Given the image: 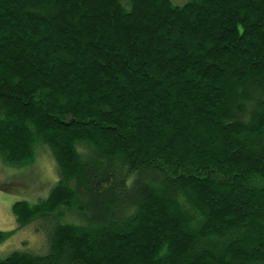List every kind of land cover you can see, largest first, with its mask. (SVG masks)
<instances>
[{
  "label": "trees",
  "instance_id": "16d2710c",
  "mask_svg": "<svg viewBox=\"0 0 264 264\" xmlns=\"http://www.w3.org/2000/svg\"><path fill=\"white\" fill-rule=\"evenodd\" d=\"M40 146L48 253L0 264H264V0H0V158Z\"/></svg>",
  "mask_w": 264,
  "mask_h": 264
},
{
  "label": "rangeland",
  "instance_id": "374dc122",
  "mask_svg": "<svg viewBox=\"0 0 264 264\" xmlns=\"http://www.w3.org/2000/svg\"><path fill=\"white\" fill-rule=\"evenodd\" d=\"M173 1L183 5L188 0ZM57 181L56 163L47 146L37 148L36 160L30 165H7L0 158V231L13 233L0 245V257H7L15 251H30L40 255L48 253L50 241L46 221L37 220L19 228L12 207L18 201L36 203L47 197ZM65 220L78 223L77 218L70 213Z\"/></svg>",
  "mask_w": 264,
  "mask_h": 264
}]
</instances>
